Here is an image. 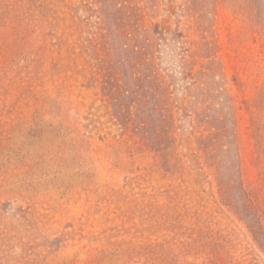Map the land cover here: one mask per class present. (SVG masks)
<instances>
[{
  "label": "rangeland",
  "instance_id": "rangeland-1",
  "mask_svg": "<svg viewBox=\"0 0 264 264\" xmlns=\"http://www.w3.org/2000/svg\"><path fill=\"white\" fill-rule=\"evenodd\" d=\"M0 264H264V0H0Z\"/></svg>",
  "mask_w": 264,
  "mask_h": 264
},
{
  "label": "trees",
  "instance_id": "trees-1",
  "mask_svg": "<svg viewBox=\"0 0 264 264\" xmlns=\"http://www.w3.org/2000/svg\"><path fill=\"white\" fill-rule=\"evenodd\" d=\"M204 125L208 127L207 123ZM226 133L227 130L225 125H211V128L205 129V131L201 132L199 136L200 147L206 154L208 160L211 161V166L217 167L220 178V191L223 198L229 203H235L236 200H238V202H240L239 206H241L245 214L253 212L254 215H256V218H259L255 212L251 194L244 186V180L241 176V171H239L236 175H229L228 171H222L220 168H218V165L221 163L219 159L220 149H223L224 146L229 144L228 141L226 143L224 142V140L227 139ZM226 152L229 153L228 151ZM238 154L239 152L237 150V155Z\"/></svg>",
  "mask_w": 264,
  "mask_h": 264
}]
</instances>
